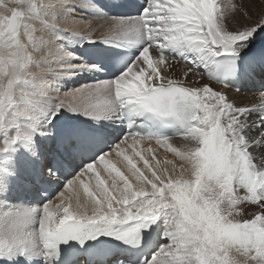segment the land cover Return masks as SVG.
<instances>
[{"label": "snow or ice", "instance_id": "snow-or-ice-1", "mask_svg": "<svg viewBox=\"0 0 264 264\" xmlns=\"http://www.w3.org/2000/svg\"><path fill=\"white\" fill-rule=\"evenodd\" d=\"M37 3L0 0V128L17 126L13 109L25 99L23 88L42 75L30 70L40 51L37 37L47 27L34 13ZM243 7L236 0H147L141 18L100 26L107 28L102 38L147 43L114 81L59 97L48 123L62 109L105 118L118 104L175 122L184 130L183 143L173 147L170 138L126 135L71 180L58 203L44 204L38 218L31 212L0 215V234L8 240L0 258L4 251L23 255L37 243L51 256L63 243L101 234L134 243L142 228L164 217L167 243L142 264H264V92L245 102L239 89L176 69L177 61L164 55L178 49L193 63L226 57L224 68L240 72V53L251 52L249 43L264 31V3L254 19L247 9L239 14ZM71 27L93 42L92 24ZM245 71L264 77V51ZM153 140L173 159H157L151 146L140 148ZM33 223L35 231L29 230Z\"/></svg>", "mask_w": 264, "mask_h": 264}, {"label": "bare ground", "instance_id": "bare-ground-1", "mask_svg": "<svg viewBox=\"0 0 264 264\" xmlns=\"http://www.w3.org/2000/svg\"><path fill=\"white\" fill-rule=\"evenodd\" d=\"M82 1L87 4V2L91 3L92 0ZM108 1L112 2L117 0ZM126 2L127 4L145 3L147 5V0H126ZM224 2L225 1L223 0L222 3ZM248 2L249 6L246 3L241 2L244 6L242 10H253L251 6H257L259 10H261L262 3L260 0H249ZM76 3V1L71 2V0H40V2L34 7L35 15L40 16L44 25H47L50 30L60 32L62 34V38L59 43L54 36L49 38L50 30L48 28L46 35L38 38L39 41H37V44L40 46L43 56L41 58V63L37 64L36 59L30 70L32 72L42 73V75L36 76L35 79H33L27 86L23 88V91L25 92V99L19 102L13 109V113L17 116V126L6 125L5 127L0 128V215L7 213L31 212L33 213L34 219L38 218L39 216V210L43 207L42 204L39 202L36 204H25L26 202L18 201L17 196L20 197L25 192V186L22 184L25 174L32 170L36 163L43 164V158L45 154L42 150L43 139L50 133L48 116L49 112L51 111V105L57 102L59 97H62L70 91L81 89L83 87L82 81H91L100 78L103 80L99 83H107L116 79H106L102 77V71L98 70L96 67H70L72 65H87L83 61L81 55L77 52V48L83 45L85 42H89V40L87 39L77 42L70 38L69 35L72 29V18L83 17V14L86 13L83 12L82 9V11L80 9H76ZM38 5H41L40 11L37 10ZM91 5L93 6V10H95L96 13L101 16L100 18H102L101 20L97 18L101 22H96L97 19H95V24L97 27L101 28V25H105L106 22L112 21L110 18L114 17L115 15L111 16L110 14H107L93 3ZM255 17L256 16H254V18ZM117 18L118 17L115 16V19ZM138 18L141 17L139 16ZM125 19L136 20L137 17L131 16L130 18ZM103 28L107 29L106 27ZM262 32L257 33L255 40L249 43V49H251V52L246 49L244 52L240 53L242 57L255 53L258 49L264 47V33ZM93 42H101L107 47H132L138 51L137 54H141L143 47L147 43V41L144 39L137 40L136 38L130 36L123 40H110L103 38L102 40H93ZM168 50H171L175 56L179 57V59L176 60L177 62H173L176 69L182 70L183 67L189 68L187 57L191 54H181L180 50L178 49H167L165 51ZM137 54L135 55L133 62H135L139 57H137ZM164 55L167 56L165 53ZM169 58L172 59L171 57ZM195 65L196 67H201L200 73L195 70L198 76L206 75L207 78H210L211 80L214 79L213 62L205 63L197 61L195 62ZM86 86L92 87L93 85L88 84ZM256 88L257 83L244 84L240 90L241 95L239 98L245 102H249L257 93L264 92L263 89L256 91ZM63 111L69 112L74 120L89 126L92 129L102 131L107 135L112 134L113 137L115 136L114 129L121 125V121L118 122L120 120L119 110H117L116 115L118 120L115 118L113 112L110 116L105 118H96L94 116H90L86 112L74 113L70 110L63 109L59 112V114H61ZM58 115H56L55 119L52 120V123L57 121ZM255 119L256 116L253 114L250 117V120ZM257 130L259 131V129L252 131L250 136H255V132ZM182 138L183 137L181 136L176 139H171L170 143L173 147H179L177 146L178 139ZM129 139H131V137H129ZM13 140H15L16 143L12 144V146L7 151H4L5 147ZM149 146L153 147L155 149L154 153H156L158 146L156 145L155 141H144L141 143L140 148H147ZM163 156L167 157L168 159H173V156L170 152L164 151ZM157 159L163 160V158ZM83 169L77 171L70 179L66 180L65 182L58 181L60 190L62 191L66 185ZM53 202L58 203L59 201L54 200ZM240 207L244 206L241 205ZM158 222L159 226L156 237L152 238L156 248L161 243L163 244V242L166 241L165 232L167 231L168 227L167 221L164 217H160ZM37 227L38 225L33 223L29 230L35 231ZM7 243V237L3 234H0V245H6ZM155 250L153 254L155 253ZM0 264H45L42 246L39 245V243L26 246L24 249V258L21 257V254L18 251H14L11 255H9L7 251H4L2 258H0Z\"/></svg>", "mask_w": 264, "mask_h": 264}, {"label": "rangeland", "instance_id": "rangeland-1", "mask_svg": "<svg viewBox=\"0 0 264 264\" xmlns=\"http://www.w3.org/2000/svg\"><path fill=\"white\" fill-rule=\"evenodd\" d=\"M5 2H10V0H4ZM73 1H76L77 3H76V9H82L83 10V12H86V13H84L83 14V17H74V18H72L73 19V23L71 24V25H74V24H92V30L95 32V34L93 35V39L94 40H102L103 38H102V35H104V34H106L107 33V29H105V28H99V27H97V25L95 24L96 22H101L100 20L102 19V18H100L101 16L98 14V13H96V11L95 10H93V6L91 5L92 3H93V1L90 3H88L87 2V4L84 2V1H82V0H71V2H73ZM225 1V0H224ZM249 0H236V2L238 3V4H242L241 2H243V3H246L248 6H249V2H248ZM261 1V3H264V0H260ZM40 2V0H38V3ZM223 2V0H219V3H222ZM243 5V4H242ZM85 6H86V8H85ZM96 6V5H95ZM41 7V5H38L37 6V10H39L40 11V8ZM251 8L253 9V10H250V13H251V15H252V17H253V19H254V16H257V15H259V13H260V11L261 10H259V8L257 7V6H255V7H253V6H251ZM71 9H73V8H71ZM81 10V11H82ZM244 10H240V13L239 14H242V12H243ZM37 13H39V12H37ZM97 14V15H96ZM37 16V15H36ZM112 16V15H111ZM38 17V19H39V21L42 23V24H44L43 23V21H42V19L40 18V16H37ZM103 17V16H102ZM97 18H99L100 20H98ZM95 19H97V21L95 22ZM110 19H115V17H112V18H110ZM137 19H139V18H137ZM135 20V19H134ZM48 27H46V30L43 32V33H41V35L40 36H38L37 37V41H39V37H41V36H45L46 35V33H47V30L49 29L50 30V28H48ZM81 28H82V30H85V31H87L88 30V26L87 25H81ZM262 33H264V32H262ZM70 38H72V39H74L75 41H84V40H87L88 38L86 37V36H84V35H82L81 33H79V32H76V31H73L72 29H71V31H70ZM263 35V34H262ZM51 36H54L56 39H57V42L59 43V41L61 40V38H62V34L60 33V32H56L55 30H50V32H49V38L51 37ZM130 37H132V36H130ZM135 38V37H134ZM121 40H123V39H121ZM101 43V42H100ZM139 55H140V53H139ZM139 55H137V57L139 56ZM42 56H43V52L40 50L39 51V53H38V55H37V64H40L41 63V58H42ZM169 57H171L172 59H174V60H177V58L176 57H173V55L171 54V51H169V55H168ZM191 63H193V62H188V67H189V69H193L194 71L196 70L198 73H200V69L201 68H197L196 67V65L193 63V64H191ZM195 66V67H194ZM194 68H196V69H194ZM203 73V72H202ZM99 81H100V79H95V80H91V81H82V85L83 86H86V85H88V84H90V85H93V86H95L97 83L99 84ZM117 110H118V104H117V106H116V109L113 111V114H114V116H115V118L118 120V118H117ZM120 121V120H119ZM103 122V121H102ZM257 132H259L258 130L255 132V135H257L258 133ZM123 137H125V135H122V136H120V137H118L119 139H117V140H119V142H117V143H120L121 142V140H122V138ZM183 143V138L182 139H178V143H177V146H181V144ZM175 145V144H174ZM158 148V150L156 151V153H153V155H155L157 158H167V157H165V156H163V152H164V150H163V148H160V147H157ZM168 159V158H167ZM245 218H250V216H245ZM164 243H167V241H164L163 242V244ZM162 244V243H161ZM161 244L157 247V249L155 250V252L159 249V247L161 246ZM21 257H22V255H21Z\"/></svg>", "mask_w": 264, "mask_h": 264}]
</instances>
